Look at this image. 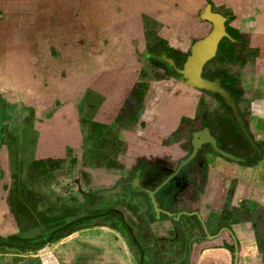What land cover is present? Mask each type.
<instances>
[{"label": "rangeland", "instance_id": "rangeland-1", "mask_svg": "<svg viewBox=\"0 0 264 264\" xmlns=\"http://www.w3.org/2000/svg\"><path fill=\"white\" fill-rule=\"evenodd\" d=\"M90 1L69 0L72 10L76 8L73 17ZM209 1L215 12L223 8V0H215L216 7ZM100 2L108 5V0ZM224 4L230 5L226 0ZM157 9L142 14V27L125 22L108 38L102 30L104 44L96 47L84 45L87 37L67 27L53 37L49 49L59 76L46 79L48 69L37 64L38 90L26 88L14 102L12 94L0 95V264H196L193 255L187 261L183 249L192 230L189 221L175 225L155 220L148 196L136 188L142 177L154 188L168 177L191 152L192 132L202 128L186 120L166 140L176 153L171 164H166L162 146L148 141L153 132L146 137L150 130L140 118L153 98L150 82H159L167 71L162 61L146 58L145 43L165 27L199 40L214 31L216 22L202 19L204 6L195 20H181L180 13L171 20L167 15L175 9L160 4ZM228 19L226 33L227 28L237 29ZM209 68L220 70L214 62ZM234 68L235 74L241 73ZM226 71L224 67L225 77ZM164 88L175 90L177 85ZM201 102L202 120L211 124L222 147L234 146V152L244 154L249 145L221 100L206 92ZM168 186L160 193L164 206ZM170 210L179 211L173 206ZM232 212L245 219H252V213L258 216L256 210ZM258 214L260 220L264 211Z\"/></svg>", "mask_w": 264, "mask_h": 264}, {"label": "flooded vegetation", "instance_id": "flooded-vegetation-1", "mask_svg": "<svg viewBox=\"0 0 264 264\" xmlns=\"http://www.w3.org/2000/svg\"><path fill=\"white\" fill-rule=\"evenodd\" d=\"M205 1L202 3V7L204 6L202 19L209 21L210 17H219L220 21L218 22H222L224 32L216 45L214 55L207 59L199 70L193 68L192 61L197 50L205 46L207 39L216 30L217 23H215L214 31L199 40H196L192 35L187 34V36L182 31H176L181 36H179V40L177 37L174 39L173 33H170L172 30L165 27L157 32L152 40L145 43L146 58L162 61L165 65L164 71H167V75L159 82H150L153 98L146 104V111L140 118L141 123H145L146 128L150 130L149 133H146V137L153 132V135L148 136V141H154L158 147L162 146L160 148L168 154L166 164H171L176 153L167 147L166 140L176 134L186 120H194L202 128L192 132L191 152L181 159L176 167L173 166V171L168 177L155 188L145 185L144 177H142L136 188L148 196L155 220L165 219V221L174 222L175 225H181L184 219L189 221L192 230L188 237H185V247L183 248L187 254V261H191L196 246L211 242L230 251L234 261L236 259V264H240L243 246L235 227L244 224L254 226V243L257 252L264 259V216L261 217L262 223H260V214H258L259 210L264 211V207L247 199L238 201V205L233 206L237 182L233 181L226 197V205H223L222 209L220 208L219 214L215 213V220H209L213 212L207 214L205 212V209L211 211L206 192H212L210 189L212 173L213 169L217 168L215 166V164L218 165L217 162L222 161L226 164L249 168H257L264 162V50L258 42L252 39L250 34H243L237 29L229 31L228 28L226 33L225 23L230 20L228 17H231V21L236 18L233 10L224 7L226 6L224 0H221L223 3L220 5L223 8L217 12L210 7L207 0ZM209 2H211V6L216 7L215 0ZM199 13L185 12L193 20ZM154 37L158 40L156 41ZM149 45L151 46L149 47ZM212 62L220 67V70L210 69ZM236 65L240 69V74H235L234 67ZM224 67L228 69L226 77L224 76ZM216 71L218 73L212 74ZM187 76L189 80L186 79ZM203 82L215 84L217 88L228 95L233 104L219 90L208 88L202 84ZM167 85H177V88L165 90L164 87ZM149 92L151 91L149 90ZM206 92L219 98L231 113V119L235 123L238 133L249 145L245 152L243 149H238L244 154L234 152V146H232L233 150L227 147L223 148L222 141L211 130V124L202 120V110L199 106L202 104V94ZM151 126L155 131L161 132L163 138L159 133L154 132ZM226 126L228 123H224V138H228L229 135ZM234 138L237 139V136ZM224 141L227 142L225 139ZM162 164L164 163L159 161L158 165ZM164 166L169 168V165L164 164ZM223 173L224 171L221 170L215 176L216 179L219 178V182ZM159 176L160 174L157 177ZM167 185L172 186H168L169 188L166 189L167 192L169 191L166 194L169 201L164 206L160 193L162 188H166ZM221 192H224V188ZM209 194V197H212V193ZM172 206L179 211L170 210ZM234 209L251 213L256 210L258 216L252 213L253 215L250 216L252 219H245L243 216L234 215L232 212ZM178 230L177 227L173 229L174 232H179Z\"/></svg>", "mask_w": 264, "mask_h": 264}, {"label": "crops", "instance_id": "crops-1", "mask_svg": "<svg viewBox=\"0 0 264 264\" xmlns=\"http://www.w3.org/2000/svg\"><path fill=\"white\" fill-rule=\"evenodd\" d=\"M204 2L206 1L108 0V5L104 6V4L101 5L100 0H93L85 5V8H79V17L74 18L73 12L76 8L72 10L69 0H0V95L12 94L10 100L14 102V96L20 91L26 88H28L27 91L32 92L38 90L36 76L39 74V68L37 64H40L41 70L43 67L48 69L43 73L46 79L50 80L53 76L54 78L59 76L57 61L53 59V54L49 49L55 44L53 37H58L59 32L67 27L72 29L73 34L81 31V36L87 37L83 41L84 45L93 43L96 47L104 44L102 41L106 34L102 30L108 32V38L111 35L114 36V30L125 22L136 25V28L137 26L142 27L139 22L142 14L148 12L149 9L153 14L158 13V4L163 9L167 6L169 10L175 9L174 6H176L177 10L175 9L167 16L174 20L180 13L184 16L181 19L183 20L189 18L185 12H199ZM227 2L230 4L228 8L235 13L236 19L232 26L243 34H250L264 50V0H226ZM54 15L55 20H53ZM2 30L9 32L5 34ZM170 33H173L176 39L177 33L175 31ZM45 84L46 81L42 85ZM217 163V168L213 169L212 173L210 187L212 192H206L211 211L205 209V212L206 214L213 212L209 220H215V213L219 214L221 207L226 205V197L233 181H237L233 206H237L238 201L247 199L264 207V162L257 168L230 165L222 161ZM221 170L224 173L219 182V178L216 179L215 176ZM223 188L224 192H221ZM209 193H212V197H209ZM235 229L243 246L240 264H264V259L257 252L254 243V226L244 224L236 226ZM193 257L196 264L237 263L230 251L211 242L196 246Z\"/></svg>", "mask_w": 264, "mask_h": 264}, {"label": "water", "instance_id": "water-1", "mask_svg": "<svg viewBox=\"0 0 264 264\" xmlns=\"http://www.w3.org/2000/svg\"><path fill=\"white\" fill-rule=\"evenodd\" d=\"M209 19L217 23V28L214 31V33L211 35V37L207 39V41L205 42V46L197 50L196 52L195 58L192 61V66L193 68H197V70H199L200 66L207 59L211 58L214 55L216 50V45L219 42L224 32L222 22H218L220 21L219 17H210ZM202 84L208 88H214L216 90H219L228 99V101L231 104H233L232 101L229 99L228 95H226L224 91H221L219 88H217L215 84H211L210 82H203Z\"/></svg>", "mask_w": 264, "mask_h": 264}]
</instances>
